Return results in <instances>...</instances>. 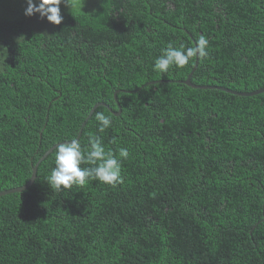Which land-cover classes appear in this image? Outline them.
<instances>
[{
  "label": "trees",
  "instance_id": "obj_1",
  "mask_svg": "<svg viewBox=\"0 0 264 264\" xmlns=\"http://www.w3.org/2000/svg\"><path fill=\"white\" fill-rule=\"evenodd\" d=\"M69 2L56 25L0 0V191L77 138L97 102L112 110L97 107L79 141L98 136L123 183L56 192L54 149L33 185L0 196V264H264V92L180 82L196 57L154 68L169 43L204 35L192 82L263 87L264 0ZM97 112L112 120L103 131Z\"/></svg>",
  "mask_w": 264,
  "mask_h": 264
},
{
  "label": "clouds",
  "instance_id": "obj_2",
  "mask_svg": "<svg viewBox=\"0 0 264 264\" xmlns=\"http://www.w3.org/2000/svg\"><path fill=\"white\" fill-rule=\"evenodd\" d=\"M25 15L39 14L48 22L59 25L63 16L61 3L70 4L69 0H26ZM71 5V4H70ZM72 7V5H71ZM209 41L200 35L194 46L184 48L169 43L161 49V55L155 60L154 68L160 73H168L171 67L183 68L194 58H204L207 55ZM95 119L100 123V131L112 124L109 116L97 112ZM128 150L120 148L118 156L128 158ZM91 167H81L82 164ZM55 166L48 176V185L56 192L70 189L73 186H84L90 180H97L103 184L115 187L123 183L122 160L118 159L111 150L106 151L98 136L88 137L87 151L82 150L79 139L61 142L55 145Z\"/></svg>",
  "mask_w": 264,
  "mask_h": 264
},
{
  "label": "water",
  "instance_id": "obj_3",
  "mask_svg": "<svg viewBox=\"0 0 264 264\" xmlns=\"http://www.w3.org/2000/svg\"><path fill=\"white\" fill-rule=\"evenodd\" d=\"M198 64H199V58L196 57L195 58V64H194V67L192 68V71L190 72V74L188 75L187 79L183 80V81H180L188 86H191L193 88H217V89H221V90H225L227 92H230V93H233V94H237V95H241V96H251V95H256V94H260L262 92H264V86L261 87V88H258L257 90H254V91H250V92H242V91H236V90H233L231 88H228V87H224V86H218V85H201V84H196L194 82H192L191 80V77L194 73V71L197 69L198 67ZM162 81H166V80H162ZM153 82H157V81H151V82H148V84H152ZM139 90V89H138ZM137 91V90H136ZM117 92H115V98H117ZM99 106H106L108 107L110 110H112V108L109 107V105H107L106 103L104 102H97L95 103L90 112L88 113L87 117L85 118V120L83 121L80 129H79V133H78V136L76 139H79L82 135V132H83V129L87 123V121L90 119V117L92 116V114L94 113V111L96 110L97 107ZM114 112V111H113ZM116 115H119L121 113V111H118V112H114ZM63 142H66V141H63ZM61 143V142H59ZM58 144V143H57ZM56 145V144H55ZM55 145L51 146L39 159L38 161L35 163V164H32V174H31V177L30 179L28 180V182L22 186H18V187H13V188H10V189H6V190H2L0 191V196H3V195H7V194H11V193H20L26 189H28L31 185L34 184L36 178H37V171H38V167H39V164L51 153L54 151L55 149ZM264 220V218H263Z\"/></svg>",
  "mask_w": 264,
  "mask_h": 264
},
{
  "label": "flooded vegetation",
  "instance_id": "obj_4",
  "mask_svg": "<svg viewBox=\"0 0 264 264\" xmlns=\"http://www.w3.org/2000/svg\"><path fill=\"white\" fill-rule=\"evenodd\" d=\"M123 55H126V56H130V55H132L133 53L132 52H130L129 50L127 51V53H125L124 51H123Z\"/></svg>",
  "mask_w": 264,
  "mask_h": 264
}]
</instances>
